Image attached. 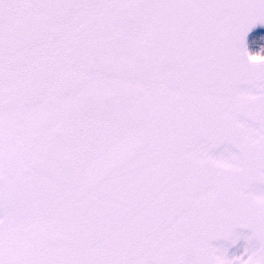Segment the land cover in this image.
Instances as JSON below:
<instances>
[{"label":"snow or ice","instance_id":"1","mask_svg":"<svg viewBox=\"0 0 264 264\" xmlns=\"http://www.w3.org/2000/svg\"><path fill=\"white\" fill-rule=\"evenodd\" d=\"M264 0H0V264H264Z\"/></svg>","mask_w":264,"mask_h":264},{"label":"water","instance_id":"2","mask_svg":"<svg viewBox=\"0 0 264 264\" xmlns=\"http://www.w3.org/2000/svg\"><path fill=\"white\" fill-rule=\"evenodd\" d=\"M259 59H264V57H258Z\"/></svg>","mask_w":264,"mask_h":264}]
</instances>
